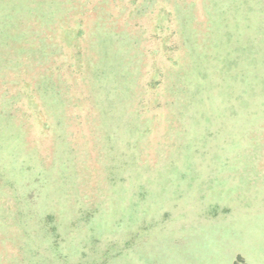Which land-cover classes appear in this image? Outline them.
Here are the masks:
<instances>
[{"label": "rangeland", "instance_id": "rangeland-1", "mask_svg": "<svg viewBox=\"0 0 264 264\" xmlns=\"http://www.w3.org/2000/svg\"><path fill=\"white\" fill-rule=\"evenodd\" d=\"M0 264H264V0H0Z\"/></svg>", "mask_w": 264, "mask_h": 264}]
</instances>
